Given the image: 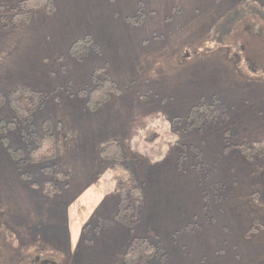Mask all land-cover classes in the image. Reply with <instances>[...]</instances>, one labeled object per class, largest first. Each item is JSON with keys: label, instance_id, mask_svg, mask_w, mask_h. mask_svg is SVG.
<instances>
[{"label": "rangeland", "instance_id": "1", "mask_svg": "<svg viewBox=\"0 0 264 264\" xmlns=\"http://www.w3.org/2000/svg\"><path fill=\"white\" fill-rule=\"evenodd\" d=\"M19 1L0 0V86L51 92L33 125L51 122L54 170L68 177L47 194L48 177L24 180L0 137V264H122L143 237L165 253L151 264H264V153L243 152L264 139V0H54L28 20L10 9ZM127 15L149 40L136 51L120 32ZM88 34L98 50L74 58ZM101 68L121 93L90 111L80 91ZM195 107L213 114L200 124ZM116 139L145 187L138 221L119 218L127 204L100 157Z\"/></svg>", "mask_w": 264, "mask_h": 264}, {"label": "trees", "instance_id": "2", "mask_svg": "<svg viewBox=\"0 0 264 264\" xmlns=\"http://www.w3.org/2000/svg\"><path fill=\"white\" fill-rule=\"evenodd\" d=\"M56 1L54 0H20L15 7H11L15 16L25 15L29 19L31 11L46 10L50 15L54 13ZM215 26L211 27L214 31ZM90 46L98 50L91 35L77 39L71 47L70 52L76 59L83 60ZM94 85L90 90H81L80 93L85 96L88 109L96 111L109 104L114 96L121 93L114 79H112L106 68L98 69L93 75ZM51 92L42 91L36 88H30L25 85L14 86L9 90L3 91L0 86V113L8 109L9 116L0 118V137L3 141L9 143L7 149L10 159L13 161L19 175L25 180L29 179L32 171L42 172L48 177L45 183V192L60 193L63 189L52 179L67 180V174L62 171H55L56 160L58 158V140L49 120L43 124V133L38 134L34 129V113L44 110L46 103L51 97ZM198 108L192 110V116L196 117L200 124L207 115H212L209 111L207 114H199ZM19 132H18V130ZM13 136V139L11 137ZM12 140V142H11ZM12 144V145H11ZM100 157L104 163H108L110 170L118 180L117 195H120L121 202H126L127 207H121L119 218L127 221L125 214L132 213L131 219L139 220L142 204L145 202V187L140 182L136 173L125 165V150L121 143L116 140L104 141L100 144ZM246 160H251L255 153H264V139L255 140L251 147L243 148ZM68 188V183L64 184ZM123 205V204H122ZM130 224V222H129ZM122 264H151L160 255L165 256L160 243H153L146 237L133 238L123 252Z\"/></svg>", "mask_w": 264, "mask_h": 264}, {"label": "crops", "instance_id": "3", "mask_svg": "<svg viewBox=\"0 0 264 264\" xmlns=\"http://www.w3.org/2000/svg\"><path fill=\"white\" fill-rule=\"evenodd\" d=\"M190 3H192V5H198V4H202V3H214V1H226V0H188ZM234 1H237V0H234ZM236 12H239L238 9L235 10ZM235 11L231 12V11H227V14H230V13H234ZM153 13H156V11L150 7V14L152 15ZM259 15H264V10L262 11H259ZM224 15H221V17H223ZM214 18H217L216 15L213 16ZM134 18H130L128 15L127 16H123L122 17V22L119 23V27H120V32L123 33V42L126 43L127 45H129V47L133 50V51H136V48L140 47V45L142 44V46H145L146 44H149V40H142L140 41L138 39V36L136 35V33L134 32V30L136 29H133L134 26H136V24H138V22H143L142 21H139V20H134L132 21ZM143 19V18H142ZM136 22V24H135ZM212 24V23H211ZM210 24V25H211ZM209 25V24H208ZM212 27V26H211ZM109 33L107 32L106 35H108ZM94 38V37H92ZM94 41V39H93ZM95 43V41H94ZM129 43V44H128ZM141 43V44H140ZM98 44L100 45V42H98ZM135 49V50H134ZM186 53L185 54V58H189L190 54L187 52H184ZM117 63L119 68H121L120 66L124 63V60H120L118 61ZM116 69L114 70V74L116 73H120V69L115 67ZM111 77V76H110ZM113 79V78H112ZM115 80V79H114ZM110 103V102H109ZM176 182L178 181V178L176 177ZM164 181H166V177L164 178ZM167 182V181H166ZM176 185H179V184H176ZM179 226V225H178ZM177 226V227H178ZM177 230H181L182 227H183V224L180 223V228H177ZM176 229H171V232H174L176 234H178L176 231ZM176 230V231H175ZM178 236V235H177Z\"/></svg>", "mask_w": 264, "mask_h": 264}]
</instances>
